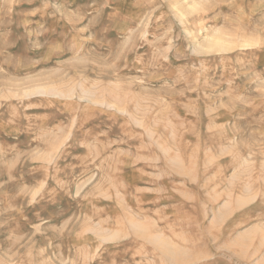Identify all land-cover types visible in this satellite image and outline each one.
I'll return each mask as SVG.
<instances>
[{
	"label": "rangeland",
	"instance_id": "1",
	"mask_svg": "<svg viewBox=\"0 0 264 264\" xmlns=\"http://www.w3.org/2000/svg\"><path fill=\"white\" fill-rule=\"evenodd\" d=\"M0 264H264V0H0Z\"/></svg>",
	"mask_w": 264,
	"mask_h": 264
},
{
	"label": "bare ground",
	"instance_id": "2",
	"mask_svg": "<svg viewBox=\"0 0 264 264\" xmlns=\"http://www.w3.org/2000/svg\"><path fill=\"white\" fill-rule=\"evenodd\" d=\"M221 45V44H220Z\"/></svg>",
	"mask_w": 264,
	"mask_h": 264
}]
</instances>
